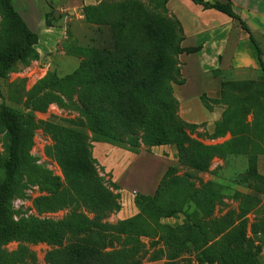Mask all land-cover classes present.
<instances>
[{
	"label": "trees",
	"instance_id": "16d2710c",
	"mask_svg": "<svg viewBox=\"0 0 264 264\" xmlns=\"http://www.w3.org/2000/svg\"><path fill=\"white\" fill-rule=\"evenodd\" d=\"M169 1L163 0L165 11ZM190 1L236 21L255 43L230 1L227 4ZM0 12L1 98V82L8 74L20 65L39 60L40 56L36 50L39 38L17 12L13 0H0ZM84 12L89 24L104 28L103 34L108 39L103 47L79 49L75 56L83 59L71 75L63 78L51 75L32 90L29 101L33 111L45 112L50 104L70 102L79 111L76 124L104 143L128 145V151L137 154L141 142L170 141L177 146L182 163L191 162L200 170H207L216 157L244 156L248 168L240 181L252 186L259 178L258 158L264 155V78L226 81L218 101L202 98L208 110L214 106L224 109L211 139L231 136L223 144L202 145L191 138L197 127L180 118L179 102L173 91L174 85L184 84L179 56L198 51L182 49L180 23L131 2L123 8L103 3L86 7ZM37 93H43V97L34 107L33 95ZM24 123L15 109L0 104V129L9 139L7 155L0 158V173L5 174L0 183V264H39L32 246L46 244L57 249L55 255L59 256L66 244L75 239L89 250L93 264H143L149 250L142 238L150 240V249L159 260L165 261L163 264H181V258L191 251L198 254L201 264H262L264 221L252 227L257 244L247 242L244 216L240 219H233L232 215L215 216L222 194L214 182L196 186L189 179L170 176L167 171L154 196L138 195L136 216L111 224L107 219L121 211L120 197L104 186L99 177L88 137L65 126L38 124L34 117ZM39 128H44L52 138L54 145L47 154L62 167L64 181L49 179V193L38 198L34 207L39 214L67 213L59 221L35 218L15 221L13 194L20 170L30 163L29 151ZM191 155L194 158L187 160ZM180 189L173 205L179 209L193 207L192 225L167 227L161 222L168 205L165 198L172 190L179 193ZM120 242L124 247L117 249ZM13 243L18 244L17 248L7 251V246ZM78 247L67 248V252L71 259L75 254L83 261ZM109 249L112 252L100 256ZM58 256L51 264H64Z\"/></svg>",
	"mask_w": 264,
	"mask_h": 264
},
{
	"label": "rangeland",
	"instance_id": "374dc122",
	"mask_svg": "<svg viewBox=\"0 0 264 264\" xmlns=\"http://www.w3.org/2000/svg\"><path fill=\"white\" fill-rule=\"evenodd\" d=\"M47 2L49 4L48 0ZM99 2V4L96 6H99L103 3H109L117 6L119 5L122 8L131 2L132 4L140 5L147 12H150L154 15L161 14L167 18L175 19L169 15L168 11L164 10L162 5L163 0H99ZM85 8L83 9L82 13L84 21L80 23L78 21L70 20L68 13L67 15L54 11L57 10V6L51 1V12L49 13L50 15L46 16V21L52 26L66 27L68 39L64 41V44L61 43L56 47L54 54L48 55L44 59L33 60L26 65H20L10 72L7 76V79L1 82L3 94L0 98V104H6L7 106L15 109L19 114L20 122L22 124H25V121L34 117L35 122L38 124L52 123L65 126L81 131L83 135L87 136L88 142H90L91 146L90 151L92 153L93 159L96 161L94 166L97 170V173L102 179L104 186L120 197L118 202L122 210V189L114 184L111 174L106 172V170L100 165L99 161L97 160L99 155L98 151H96V147L98 145H107L110 149H112V151L116 150L114 148L128 151L130 149L128 145L125 146L121 144L117 145L116 143H104L92 132L80 126L79 124L77 125L76 123L77 119H79V111L70 102H64L63 104L53 103L47 107L45 112H38L33 111L32 105L29 101L30 92L37 88V86L42 81L44 82L46 79H48L49 76L57 75L58 77L63 78L67 75H71L78 69L83 59L75 56L79 49L87 50L93 47H103L104 41L108 39V36L103 34L104 28L99 29L98 27L89 24L88 20H86L87 18L84 14ZM67 18L69 19L66 20ZM73 18L76 19L77 16L74 15ZM2 22L3 16L0 12V26ZM108 43L109 41L106 42V46ZM64 52H66L67 55L68 53H74V56H72L73 58L69 57V59L67 57H63L61 53ZM64 59H66L67 62H62ZM262 78H264V73L261 71L260 73L252 75L242 73L239 74L238 77H230L228 81H256ZM42 97L43 93H37L35 96L33 95L34 107L36 104H38L39 98ZM195 135L196 130L192 133L191 138L197 143L205 146H214L203 142L207 141L206 139L210 141L213 135H204L203 141H201L202 137L200 136L198 138H194ZM230 139L231 136L229 140ZM53 145L54 143L52 138L46 133L44 128H39L35 131L33 145L29 151L31 157L30 163L20 170L19 183H17L13 194L14 198L12 200V210L14 212L15 221H20L23 218H35L42 221H59L67 213L59 212L55 214H39L34 207L35 201L38 198L46 196L49 193L47 191L49 179L54 181L60 179L64 181L62 167L56 160L52 159L47 154L48 149ZM8 147L9 139L7 133L0 129V158H4L7 155ZM136 152L137 154L140 152L151 154L148 156H143L137 161L131 160V170L133 173L158 172L159 170L167 167L170 176L189 179L196 186H200L201 184L207 182H214L222 194V200L215 209V216L224 217L227 215H232L233 219H240L241 216H244L242 220L247 221L246 240L247 242H257L253 235L252 227L258 221H264V155H261L258 158L257 163L259 178L254 180L251 186L246 183H241L240 181L241 176L248 168V159L244 156H227L226 158L216 157L212 159V162L210 163V166L207 170H200L195 164L192 165L191 162L187 164L182 163L183 158L180 155L177 146L170 141H163L159 139V142L156 144L141 142L140 147L136 150ZM193 158L194 155H191L188 156L187 160L191 161ZM122 170L123 169L121 168L120 171L122 172ZM4 177L5 174L3 172L0 173V183ZM128 186L131 189L137 188L130 185ZM180 193L181 189L179 190V193H177L175 190H172V193H169L165 198V203L168 205L165 208V214L161 222L167 227L176 228L181 225H192L191 217L193 207L190 206L179 209V207L173 205L174 197L179 196ZM137 197L138 195L135 196V204L137 205L139 212V206L136 201ZM17 199L23 200L26 205L18 211L13 207V203ZM120 212L110 216L107 221L111 224L123 221L118 218ZM75 240H72L66 244V249L60 252L62 255H57L59 257L58 260H61V263L64 264L65 262L68 264H82L81 262L93 264L89 250L83 244L80 245V240ZM141 242L145 244L146 249L149 250V253L144 259L143 264H163L165 262L164 260H159V257L156 256L154 251L150 249V240L142 238ZM76 245L79 246V254L83 261H80L75 254L72 258L74 260L73 261L71 259V254L67 252V248L74 249ZM17 246V243L10 244L7 246L6 250L13 251L17 248ZM116 246L117 249H121L124 247V244L123 242H120L117 243ZM32 249L37 254L39 264H51L53 258L57 257L55 255L57 249H54L46 244L32 246ZM110 252H112L111 249L101 253L100 256H105V253L108 254ZM83 257L86 259L84 260ZM198 258V254L195 251H191L181 258V264H201ZM260 261L262 264H264V251L260 256Z\"/></svg>",
	"mask_w": 264,
	"mask_h": 264
},
{
	"label": "crops",
	"instance_id": "0c3cea01",
	"mask_svg": "<svg viewBox=\"0 0 264 264\" xmlns=\"http://www.w3.org/2000/svg\"><path fill=\"white\" fill-rule=\"evenodd\" d=\"M48 1L49 4L47 0H13L17 12L39 38L36 50L40 59L54 54L56 47L61 43L64 44V41L68 39L66 27L52 25L50 27L47 24L46 16L51 12V1L57 6V10L54 11L68 13L70 20L80 23L84 21L83 9L100 3L99 0ZM205 1L222 4L230 1L235 14L249 28L255 43L236 21L222 13L204 10L190 0L168 2L166 8L169 15L180 23L183 31L182 49H198L194 54L184 53L179 56L184 84L174 86L173 91L179 102L180 117L187 124L197 127L194 138L200 136L201 141L204 135L212 136L215 133L216 124L224 113V109L220 106H214L212 110H208L202 98L218 101L222 85L230 77H238L242 73L250 75L260 73L262 62L264 63V0ZM74 15L77 16L76 19L73 18ZM61 55L67 58L72 57L66 52ZM66 59L62 62H67ZM229 138L230 136L218 140L206 139L207 141L203 142L217 145ZM114 149L116 150L112 151L107 145H98L97 160L106 172L111 174L114 184L122 189L123 207L118 218L126 220L139 213L135 196H153L168 168L165 167L158 172L133 173L131 160L137 161L151 153L135 154L118 148ZM128 185L137 188L131 189Z\"/></svg>",
	"mask_w": 264,
	"mask_h": 264
},
{
	"label": "built area",
	"instance_id": "2783aa9c",
	"mask_svg": "<svg viewBox=\"0 0 264 264\" xmlns=\"http://www.w3.org/2000/svg\"><path fill=\"white\" fill-rule=\"evenodd\" d=\"M25 202H23V200L21 199H17L14 203H13V207L15 208V210H20L23 207H25Z\"/></svg>",
	"mask_w": 264,
	"mask_h": 264
}]
</instances>
